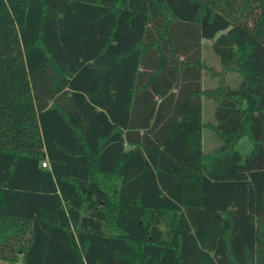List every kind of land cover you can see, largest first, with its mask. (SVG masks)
Segmentation results:
<instances>
[{
	"label": "trees",
	"instance_id": "16d2710c",
	"mask_svg": "<svg viewBox=\"0 0 264 264\" xmlns=\"http://www.w3.org/2000/svg\"><path fill=\"white\" fill-rule=\"evenodd\" d=\"M5 263L264 264V0H0Z\"/></svg>",
	"mask_w": 264,
	"mask_h": 264
},
{
	"label": "rangeland",
	"instance_id": "374dc122",
	"mask_svg": "<svg viewBox=\"0 0 264 264\" xmlns=\"http://www.w3.org/2000/svg\"><path fill=\"white\" fill-rule=\"evenodd\" d=\"M213 40H204L203 42V58L205 62L213 67L217 73L215 76L212 75V71H204L203 73V84L204 87L216 86L219 83L221 71L223 66L220 57L216 54L213 49ZM243 80V76L238 72H227L226 82L232 87H237ZM215 108L216 103L207 98H203V118L206 123H214L215 120ZM222 144V139L219 135L208 125L203 129V149L206 153L214 151L217 147ZM253 148L251 139L248 136L243 137L237 144V149L244 155H247ZM9 264V263H5ZM21 264V263H18Z\"/></svg>",
	"mask_w": 264,
	"mask_h": 264
},
{
	"label": "built area",
	"instance_id": "2783aa9c",
	"mask_svg": "<svg viewBox=\"0 0 264 264\" xmlns=\"http://www.w3.org/2000/svg\"><path fill=\"white\" fill-rule=\"evenodd\" d=\"M42 165H43V166H49V161H48V160H44V161H42Z\"/></svg>",
	"mask_w": 264,
	"mask_h": 264
}]
</instances>
